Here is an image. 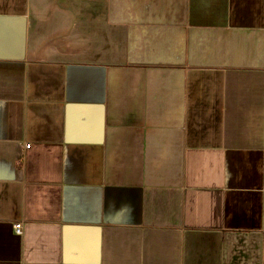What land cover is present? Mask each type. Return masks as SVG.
I'll return each instance as SVG.
<instances>
[{
  "label": "crops",
  "instance_id": "1",
  "mask_svg": "<svg viewBox=\"0 0 264 264\" xmlns=\"http://www.w3.org/2000/svg\"><path fill=\"white\" fill-rule=\"evenodd\" d=\"M0 264H264V0H0Z\"/></svg>",
  "mask_w": 264,
  "mask_h": 264
},
{
  "label": "built area",
  "instance_id": "2",
  "mask_svg": "<svg viewBox=\"0 0 264 264\" xmlns=\"http://www.w3.org/2000/svg\"><path fill=\"white\" fill-rule=\"evenodd\" d=\"M14 230L17 234H21L22 233V224L21 222H16L14 225Z\"/></svg>",
  "mask_w": 264,
  "mask_h": 264
}]
</instances>
